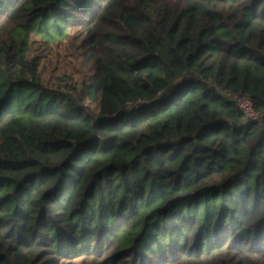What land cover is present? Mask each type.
<instances>
[{
    "label": "trees",
    "instance_id": "16d2710c",
    "mask_svg": "<svg viewBox=\"0 0 264 264\" xmlns=\"http://www.w3.org/2000/svg\"><path fill=\"white\" fill-rule=\"evenodd\" d=\"M66 40L77 97L39 72ZM226 92L264 108V0H0V264H264V118Z\"/></svg>",
    "mask_w": 264,
    "mask_h": 264
},
{
    "label": "rangeland",
    "instance_id": "374dc122",
    "mask_svg": "<svg viewBox=\"0 0 264 264\" xmlns=\"http://www.w3.org/2000/svg\"><path fill=\"white\" fill-rule=\"evenodd\" d=\"M46 52L39 67L40 77L46 86H52L64 92L73 93L86 89L92 76V69L83 63L79 50L66 40L53 46ZM81 103L95 110V104L86 95Z\"/></svg>",
    "mask_w": 264,
    "mask_h": 264
},
{
    "label": "built area",
    "instance_id": "2783aa9c",
    "mask_svg": "<svg viewBox=\"0 0 264 264\" xmlns=\"http://www.w3.org/2000/svg\"><path fill=\"white\" fill-rule=\"evenodd\" d=\"M225 95L228 100L234 102L244 120H262L264 118V108H255L249 97L238 92H226Z\"/></svg>",
    "mask_w": 264,
    "mask_h": 264
}]
</instances>
